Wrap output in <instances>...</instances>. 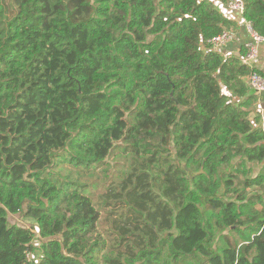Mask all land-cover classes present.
I'll list each match as a JSON object with an SVG mask.
<instances>
[{
  "label": "trees",
  "instance_id": "1",
  "mask_svg": "<svg viewBox=\"0 0 264 264\" xmlns=\"http://www.w3.org/2000/svg\"><path fill=\"white\" fill-rule=\"evenodd\" d=\"M226 1L0 0V264H264V93L207 44ZM120 145L95 201L61 174Z\"/></svg>",
  "mask_w": 264,
  "mask_h": 264
},
{
  "label": "built area",
  "instance_id": "2",
  "mask_svg": "<svg viewBox=\"0 0 264 264\" xmlns=\"http://www.w3.org/2000/svg\"><path fill=\"white\" fill-rule=\"evenodd\" d=\"M224 16L233 19L234 16H240L244 10V4L242 0H227L222 6H220ZM243 29L246 33V38L243 41L242 46L245 49L243 56H241V63L252 68L251 72L246 77V83L249 90L255 94L260 95L264 93V76L259 74L253 68L258 59V50L260 44L264 43V33H257L250 25L249 22L242 20ZM236 39V33L232 29L222 28V30L207 40L209 48L213 51L221 52L230 42ZM262 115V109L259 108ZM37 233V230H36ZM38 237L35 234L34 238ZM34 242V239H33ZM39 252L26 253V259L33 264H37L39 261Z\"/></svg>",
  "mask_w": 264,
  "mask_h": 264
},
{
  "label": "rangeland",
  "instance_id": "3",
  "mask_svg": "<svg viewBox=\"0 0 264 264\" xmlns=\"http://www.w3.org/2000/svg\"><path fill=\"white\" fill-rule=\"evenodd\" d=\"M221 53L225 55L223 51H221ZM254 114L255 113H252L251 116H254ZM130 159V155L124 152V146L120 145L115 147L112 153L105 159V162L94 170L83 171L72 165L66 164L64 165V168L61 169V174L64 176L69 175L71 178H77L82 183H86V191L89 192L92 200L95 201L97 200L98 195L104 191L110 182L117 181L121 178L123 172L128 168ZM260 167L261 164H254L252 169L253 173H257L260 170ZM249 190L255 191L257 190V187H253ZM8 218L10 222L33 227V222H30L28 218L20 216V214H8ZM34 227H36L35 224ZM98 232L101 233V227L98 228ZM34 243L39 244L38 237L34 238Z\"/></svg>",
  "mask_w": 264,
  "mask_h": 264
},
{
  "label": "crops",
  "instance_id": "4",
  "mask_svg": "<svg viewBox=\"0 0 264 264\" xmlns=\"http://www.w3.org/2000/svg\"><path fill=\"white\" fill-rule=\"evenodd\" d=\"M232 20V19H231ZM233 20L238 24L237 28H234L233 30L236 33V39L230 42L222 51L225 55H238L240 48L243 44V41L245 40L246 33L243 29V22L240 16H234ZM254 67L259 69H264V43L260 44L259 50H258V59L256 63L254 64ZM258 107L262 109V124H264V108L261 103H258ZM261 112V111H260Z\"/></svg>",
  "mask_w": 264,
  "mask_h": 264
}]
</instances>
